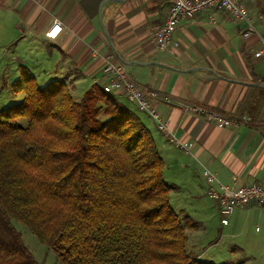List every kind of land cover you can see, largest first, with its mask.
<instances>
[{"label": "crops", "instance_id": "crops-1", "mask_svg": "<svg viewBox=\"0 0 264 264\" xmlns=\"http://www.w3.org/2000/svg\"><path fill=\"white\" fill-rule=\"evenodd\" d=\"M166 12V0H0V32L6 36L4 48L18 50L19 68L45 58L47 66L35 74L64 81L69 89L83 82L85 91L100 85L102 66L110 60L122 64L144 88L156 90L154 105L167 130L139 109L140 119L164 163L175 165L193 196L207 194L203 167L227 185L256 182L264 187V56L254 55L259 37L243 36L244 24L233 15L205 9L180 20L161 48L155 29ZM55 18L61 30L50 38L45 33ZM115 94L137 113L134 103L129 106L124 95ZM196 106L235 123L219 127L198 114ZM175 139L192 146L180 149ZM253 222L264 241V207L255 205L233 211L226 224L230 237L236 239Z\"/></svg>", "mask_w": 264, "mask_h": 264}, {"label": "trees", "instance_id": "trees-1", "mask_svg": "<svg viewBox=\"0 0 264 264\" xmlns=\"http://www.w3.org/2000/svg\"><path fill=\"white\" fill-rule=\"evenodd\" d=\"M12 90L23 97L0 110V264H39L13 220L63 264H218L187 250L153 136L115 93L95 84L75 100L24 66Z\"/></svg>", "mask_w": 264, "mask_h": 264}, {"label": "rangeland", "instance_id": "rangeland-1", "mask_svg": "<svg viewBox=\"0 0 264 264\" xmlns=\"http://www.w3.org/2000/svg\"><path fill=\"white\" fill-rule=\"evenodd\" d=\"M246 1L245 4L255 24L261 26L264 30L262 6L255 0ZM2 37L6 38L5 34L0 32V110L18 103L23 97V91L15 92L12 90V82L19 76L20 72V64L17 60L18 50L4 48L3 44L6 45V43L2 41ZM10 56H13V58H10ZM38 60L41 64L21 65L27 66L28 70H33V72L42 64H44V67L47 66L45 58H39ZM34 74L32 75L38 86L50 81L47 79V75ZM86 85L87 82H83L77 87L70 88L75 100L81 99L85 93L84 88ZM126 103L129 106L133 104L129 100ZM131 107L143 119V113L137 107L133 105ZM18 122L26 125V120L23 118L19 119ZM163 173L164 180L172 187L169 194V203L185 228L188 251L196 254L197 258L212 260L218 264H264V247L260 248L264 241L260 239V232L255 230L254 222L253 224L249 223L243 233L236 239L230 237L229 228L220 222L217 205L211 197L204 193L193 196L188 191L186 183H184V177L171 162L164 163ZM174 182L177 185L172 184ZM12 223L20 232L23 243L39 264H63L58 255L51 248L41 243L25 224L16 220H13ZM233 244H238L242 248H236L232 251L229 247Z\"/></svg>", "mask_w": 264, "mask_h": 264}, {"label": "built area", "instance_id": "built-area-1", "mask_svg": "<svg viewBox=\"0 0 264 264\" xmlns=\"http://www.w3.org/2000/svg\"><path fill=\"white\" fill-rule=\"evenodd\" d=\"M245 1L166 0L167 12L162 24L155 29V41L161 48L167 47L171 40V35L180 20L193 18L205 9H215L229 13L241 20L244 24L243 36L247 37L250 34L257 35L260 39L261 46L255 51L254 55L257 57L264 56V33L260 32L255 25ZM60 30L61 22L55 18L45 34L50 38H55ZM93 54L96 55V53ZM99 83L106 92L124 95L138 109L144 111L154 119L159 129L167 130L166 121L160 117L154 105V101L158 98L159 93L156 90L144 88L138 84L126 72L122 64L107 60L102 66ZM195 111L206 120L215 122L219 127L235 123V120L232 118L203 106H196ZM175 144L183 150H189L192 146V142L184 143L176 139ZM202 175L209 185L206 193L215 201L220 222L223 225L228 224L230 216L238 207H248L251 205L264 207V187L259 183L252 182L227 185L219 181L215 174L206 167H203Z\"/></svg>", "mask_w": 264, "mask_h": 264}, {"label": "water", "instance_id": "water-1", "mask_svg": "<svg viewBox=\"0 0 264 264\" xmlns=\"http://www.w3.org/2000/svg\"><path fill=\"white\" fill-rule=\"evenodd\" d=\"M104 2H105V1H102L101 5H100V15H101V7H102V5L104 4ZM103 29H104V27H103ZM106 35H107V39H108L109 43L112 45L111 38L109 37V35H108L107 33H106Z\"/></svg>", "mask_w": 264, "mask_h": 264}]
</instances>
